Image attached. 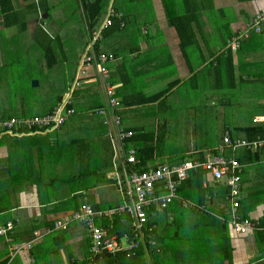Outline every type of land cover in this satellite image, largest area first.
<instances>
[{
  "label": "crops",
  "instance_id": "0c3cea01",
  "mask_svg": "<svg viewBox=\"0 0 264 264\" xmlns=\"http://www.w3.org/2000/svg\"><path fill=\"white\" fill-rule=\"evenodd\" d=\"M132 1L135 5L138 0ZM147 2L139 9L145 17L139 29L135 28L138 21L126 12L131 9L124 7V11H112L116 21L112 19L102 30L99 52L114 56L106 63L107 80L118 102L114 108L109 106L108 85L98 63L88 66L85 74L78 69L92 33L99 29L108 11L93 31L86 16L81 22L84 28L79 30L88 35L79 39L70 36L63 44L57 33L43 40L37 36L42 17H49L48 0H11L13 16L9 22L0 5V73L12 87L8 98L3 102L0 98V121L44 115L68 96L75 110L53 130L20 135L15 133L25 132L22 127L13 128V134L0 130V225L17 219L15 230L0 235V264H96L98 260L103 264V256L97 261L90 256L89 231L71 219L72 212L83 203L99 205V209L117 204L120 196L112 180L116 171L123 179L128 170H152L186 162L195 166L178 182L177 196L165 210L155 211L149 218L155 225L150 238L158 251H143L145 264H166L173 236L180 244L173 241L174 247L178 246L176 259L168 264H264V197L254 187L264 190V147L234 152L236 156L242 149L254 153L249 158L241 152L245 161L240 162V206L235 211L225 198L229 188L224 180H213L204 168L210 157L220 153L226 132L233 139L247 140V128L264 126L252 120L264 113V24L258 31L249 28L255 14H264V0ZM155 13L158 18L151 17ZM223 26L227 31L220 34ZM22 37L41 51H19L20 59L24 58L23 69L15 52L6 56L16 50ZM3 40L8 45L6 51L1 49ZM71 42L73 45H69ZM83 46L70 68L64 48L73 52ZM29 53L36 56L34 61ZM57 63L61 88L41 113L21 112L35 98L26 100L21 72L15 76L13 70L28 73L26 70L37 67L49 71ZM11 76L15 78L11 80ZM31 76L36 79L32 89L37 88L38 73L37 77L36 73ZM76 79L79 83L74 85ZM99 108H104L106 114H96ZM120 130L130 131L131 135L121 138ZM130 138L135 139L132 145L127 144ZM143 147L137 157L135 149ZM132 153L135 161L129 162ZM223 153L232 155L230 149ZM33 161L41 177L34 169L26 168L25 164ZM45 168L48 173L43 176ZM199 168L200 175L194 172ZM246 181L252 183V196L244 191ZM163 187L161 193L166 192ZM188 201L205 211H183ZM233 215L239 221L252 220L257 226L237 232ZM65 219H69L65 228L45 232L53 227V221ZM169 223L177 226L173 229ZM199 223L207 227H199ZM31 229L39 230L41 237L29 248L26 243L31 240ZM121 229L125 226L117 230Z\"/></svg>",
  "mask_w": 264,
  "mask_h": 264
},
{
  "label": "built area",
  "instance_id": "2783aa9c",
  "mask_svg": "<svg viewBox=\"0 0 264 264\" xmlns=\"http://www.w3.org/2000/svg\"><path fill=\"white\" fill-rule=\"evenodd\" d=\"M264 22V14L258 13L254 15V18L249 25V28H255V31L260 29V24ZM111 24V20L106 18L100 25L99 29L93 33L91 42L87 45L86 50L81 58V65L78 68L83 74L86 73L87 67L93 65L94 61L98 63L100 73L106 78L108 85L107 93L109 94V106L114 108L118 104L117 100L112 96V85L107 80L108 69L106 63L112 61L114 56L112 54H106L99 52L94 54L92 51L93 44L100 40L102 37V30ZM82 74V75H83ZM81 75L80 78H83ZM79 81L76 79L75 84ZM69 102V96L63 100L52 112H48L44 115H34L26 119L9 118L7 120L0 121L1 133L13 134L15 127L24 128L23 131H16V135L24 133L44 132L53 130L59 127L67 119V114L73 112V109H67L66 104ZM96 114L105 115L106 110L104 108L96 109ZM115 122H119V118L115 113ZM253 122L264 123V113L253 117ZM122 138L123 136L131 135V132L118 133ZM120 138V139H121ZM264 147V138L257 137L252 140L232 138L228 132L225 133L222 139V143L219 146V151L215 156L210 157L205 163L204 168L210 174L213 180L220 182L224 180V183L228 186L229 191L225 198L230 202L232 210L235 211L240 206V185H241V168L242 165L238 157L234 152L240 148L256 149ZM230 149L232 155L223 153L224 150ZM129 162L135 161V156L130 154L128 156ZM190 162H186L179 166L161 165L152 170L134 171L128 170L125 177L122 179L119 177L118 172H114L112 180L116 185L119 192L120 201L106 208L94 210L88 203H83L78 209L74 210L71 215L73 221L82 222L89 231L90 236V256L92 259L100 258L104 254L115 255L117 253H125L126 256L134 255L135 250L138 248L143 250L144 253L155 249L158 251L155 245V241L150 238L153 234V223L150 222L153 210H163L166 208L177 196V184L179 181L186 177V172L189 168L194 167ZM197 166V164H196ZM166 190L165 193H161V187ZM233 214V213H232ZM232 222L237 232L244 233L247 230L253 229L257 226L252 220L244 219L242 221L237 220L235 215ZM118 217L122 224L127 225V229L118 231L114 230L113 219ZM97 220H107L108 225L96 222ZM69 219L57 220L54 222L53 227H47L45 232L49 233L57 228H65ZM153 225V226H152ZM13 227L11 221H7L4 225H0V235L6 233ZM41 233L39 230L33 232L31 240L26 243L27 247L35 242ZM124 239V241H123ZM95 264V261L92 262Z\"/></svg>",
  "mask_w": 264,
  "mask_h": 264
},
{
  "label": "rangeland",
  "instance_id": "374dc122",
  "mask_svg": "<svg viewBox=\"0 0 264 264\" xmlns=\"http://www.w3.org/2000/svg\"><path fill=\"white\" fill-rule=\"evenodd\" d=\"M93 0H48L49 4H50V11L49 13V17H44L42 18V25H40L42 27V29H38L37 32V36L39 38H41L43 40L44 37H46L47 35H52L54 33H57L60 37L62 42L61 43H65L67 44V41L65 39L69 38L70 36L73 37V35L75 36V39H79L81 38H85L88 33L87 31H80L79 28L82 27L84 28V24H81V22H83L84 20L86 21V14L85 11L86 9L84 8V3L85 2H90ZM139 1V2H138ZM135 1V5L133 4L134 2H129V0H99L100 3V8H99V12H100V17L103 18V16L106 14L105 18L103 19V21L108 18L110 20L113 19V12L115 11V9L119 8V10L124 11V7H129L131 10L126 11L127 13H131V17H134L135 20L138 21L137 24H135V28L139 29L141 25L144 24V19L145 17L143 15H140L141 13V9L142 6H145L147 2V0H138ZM141 3V6L138 4ZM136 8V9H134ZM41 15V12H40ZM157 13L155 14H151L152 18H158ZM218 20V19H217ZM44 21L46 22V25L44 23ZM264 24V22H262L259 26L260 28L262 27V25ZM77 25H80L79 27ZM77 26V27H76ZM223 29H221L219 32L220 34H225L227 31V28H225L224 26L222 27ZM151 29V28H150ZM253 30H255L254 27H252ZM125 32V30L123 31ZM120 31H117L116 33H123ZM250 32L249 35H251ZM248 35V36H249ZM217 36V35H216ZM23 41V42H22ZM22 41L17 43V48L16 50H12L10 51V53H8V55H6L7 57L11 56L12 52H15L16 54V60L17 62L20 61V65L21 68L23 69V62H24V58L20 59V52H41L39 51L40 49H38L37 45L33 42H31L30 44L27 43V39L26 41L24 40V38L22 37ZM7 42L5 40H3L2 42V50L6 51L8 48V45L6 44ZM22 43V44H21ZM69 45H73L72 42L69 43ZM64 48V47H63ZM84 49L83 48L79 51V48L75 49L73 52H69L72 50H67L64 48V54L66 56H68V58H66V65H70V68L74 67L75 64V56L79 55ZM30 55H32L31 59L34 61L36 56L33 55L32 53H29ZM63 63V61H62ZM94 66V65H93ZM54 70V71H52ZM58 70H60V66L57 63V67H55L54 69H51L49 71H44V70H37V67L34 70H26L28 73H25V70H13L15 72V76L16 74L20 73V78L23 79V85L22 86L24 88V90L22 91L23 95L26 97V100L29 102V100L31 101L32 98H35V101L32 102L29 105H24V109L27 110H21V112L25 113L26 115H29L30 112H37V113H41V109H43L45 107V105L48 104L49 100L51 98H53L55 96V94L58 92L57 89L61 88V76L58 75L56 76V74L58 73ZM37 71V72H36ZM32 73H36L37 77V73L39 75V81H40V85L37 88L32 89V81L36 80V79H32L33 77L31 76ZM48 75V76H47ZM14 77L11 76V80H13ZM10 80V76L8 77ZM45 80H48L45 82ZM8 81H5L4 79H2V72L0 73V98H2V102L8 98L9 91L8 89H12L10 81L7 85ZM39 84V83H38ZM11 94H16V93H11ZM8 95V96H7ZM40 108V109H39ZM20 112V113H21ZM37 162L33 161L25 164L26 168L29 170H35L34 173L36 175H39L41 177V171L40 168L38 166H36ZM65 169V167L61 168V171H63ZM48 171L46 170V168L44 169V175H47ZM250 179L252 180V177H250ZM252 183H250V181H246L245 185H244V191L249 193L250 196L254 195L253 193L249 192L252 191ZM255 187V191L258 192L261 196L264 197V190L263 188H257ZM11 207H13L14 205L11 204ZM185 210V212H188L187 210H191L192 212H198V211H205L203 209H200L198 206H196L193 202L188 201L186 202V204L183 206ZM200 209V210H199ZM201 215L205 216V219L208 221V216L205 212H202ZM199 216V215H198ZM227 217V216H225ZM210 222V221H209ZM81 224H83L81 222ZM169 225H173V229L177 226V224L175 225L170 224ZM199 227L205 226L207 227V225L205 223L203 224H198ZM179 227V225H178ZM37 230L35 229L33 232H36ZM168 232V231H167ZM171 232V231H170ZM169 234V232H168ZM172 241L169 242V247L168 250L169 251V256L166 257V259L164 260L166 262V264H168L170 261H172L173 259H176V249L178 248V246L174 247V242L176 244H180V240L179 238H177V236H173L170 238ZM124 241V239H123ZM174 241V242H173Z\"/></svg>",
  "mask_w": 264,
  "mask_h": 264
},
{
  "label": "trees",
  "instance_id": "16d2710c",
  "mask_svg": "<svg viewBox=\"0 0 264 264\" xmlns=\"http://www.w3.org/2000/svg\"><path fill=\"white\" fill-rule=\"evenodd\" d=\"M10 1L11 0H0V5H1V7H2V12L4 13V15H5V21L6 22H9L10 21V18L13 16V12H11V3H10ZM84 7L86 8V9H88V11H87V18H88V25H89V28L91 29V31H93L94 29H96L97 28V26H98V24H99V22H100V20H101V17H100V12H99V8H100V3H99V0H93V1H90V2H85L84 3ZM114 20V21H113ZM113 20H112V22L114 23L116 20H115V17L113 18ZM97 31V30H96ZM104 31V30H103ZM102 33V32H101ZM93 34V33H92ZM102 36H103V33H102ZM92 37H93V35L90 37V39H92ZM102 39V38H101ZM101 39L100 40H98V41H96L94 44H93V47H92V49H93V51L95 52V53H99V42L101 41ZM82 53V52H81ZM57 106V105H56ZM55 108V107H54ZM54 108L51 110V111H49V112H52L53 110H54ZM66 108L67 109H73L72 108V105H71V100L69 99V102L66 104ZM75 114V110L73 109V112H71V113H69V114H67V119L65 120V122L68 120V118L69 117H71L72 115H74ZM62 125V124H61ZM58 128V127H57ZM248 130H247V132H248V134H247V137H248V139H252V138H255L257 135H260V136H264V126H262V125H257L256 127H253V128H247ZM135 142V139H129L128 140V145H132L133 143ZM143 149V150H142ZM142 149H139V150H137V148L135 149V155L137 156V157H139V154L142 152V151H144V147L142 148ZM246 152L247 154H249V158H251V156L254 154V153H252V152H250V151H248V150H244V149H242L241 150V152ZM248 151V152H247ZM241 152H238L237 153V156H238V159H239V161L241 162H243V161H245V157H244V153L241 155ZM239 154V155H238ZM255 155H256V153H255ZM139 168V167H138ZM194 172H196L198 175H200V173H201V169L199 168V170H197V171H194ZM173 202V201H172ZM171 202V203H172ZM170 203V204H171ZM93 205V204H92ZM169 206V205H168ZM167 206V207H168ZM93 207V209L94 210H98L99 208V205H93L92 206ZM166 207V208H167ZM166 208H164L163 210H165ZM4 210H6V208L5 209H3V211ZM155 211H159V210H154V211H152V213L153 212H155ZM160 211H162V210H160ZM72 215V214H71ZM56 220V219H55ZM150 220V219H149ZM17 219H15V218H13L12 220H11V222H12V224H13V227L11 228V229H9V230H6V233H9V232H12L13 231V229H14V224H16L17 222ZM7 222V221H6ZM76 222H78V223H81L80 221H76ZM150 222H152L151 220H150ZM53 224H54V221L52 222V225L51 226H53ZM101 224H104L105 226H107L108 225V222H107V220H105V221H102L101 222ZM113 224H114V230H117V229H120L122 226H124V224H122L121 222H120V220H119V218L118 217H115L114 219H113ZM262 224L264 225V221L262 222ZM125 229H127V225H125ZM15 230V229H14ZM33 231H34V229H31V233H32V235H33ZM5 233V234H6ZM5 234H3V235H5ZM32 235H31V237H32ZM34 243V242H33ZM33 243L30 245V247L29 248H31L32 247V245H33ZM142 255H143V250H141V249H137V250H135V254L134 255H130V256H126V254L125 253H117V254H115V255H110V254H104L103 255V261H105L103 264H145L146 262H145V260H144V258L142 257ZM97 259L98 258H95V260L97 261ZM89 260V259H88ZM99 263V260H98V262H96V264H98ZM75 264H78V262H76Z\"/></svg>",
  "mask_w": 264,
  "mask_h": 264
},
{
  "label": "water",
  "instance_id": "95a60500",
  "mask_svg": "<svg viewBox=\"0 0 264 264\" xmlns=\"http://www.w3.org/2000/svg\"><path fill=\"white\" fill-rule=\"evenodd\" d=\"M43 18V17H42ZM36 84V80H34L33 82H32V85H35Z\"/></svg>",
  "mask_w": 264,
  "mask_h": 264
},
{
  "label": "clouds",
  "instance_id": "9594fccd",
  "mask_svg": "<svg viewBox=\"0 0 264 264\" xmlns=\"http://www.w3.org/2000/svg\"><path fill=\"white\" fill-rule=\"evenodd\" d=\"M78 208H79V207H78ZM78 208H77V209H78Z\"/></svg>",
  "mask_w": 264,
  "mask_h": 264
}]
</instances>
